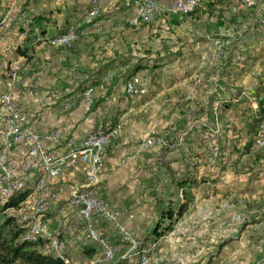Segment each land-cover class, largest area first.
<instances>
[{
    "label": "crops",
    "instance_id": "crops-1",
    "mask_svg": "<svg viewBox=\"0 0 264 264\" xmlns=\"http://www.w3.org/2000/svg\"><path fill=\"white\" fill-rule=\"evenodd\" d=\"M133 6L134 0H102L95 19L98 32L87 21L90 0H0V20L10 8L35 9L30 26H0V62L8 67L19 64L23 74L13 88L18 106L36 120L40 132L61 130L62 140L50 145L57 153L66 150L67 141L81 144L87 130L126 124L133 109L125 84L132 73L149 80L147 93L134 108L137 111L163 104L175 110L191 106L174 122L175 148H155L159 150L152 159L154 176L150 181L139 173L148 166L144 161L148 153L137 155L138 145L133 146L126 134L113 142L101 183L93 186L101 198L120 209L121 220L133 236L145 237L158 220L154 195L161 189L167 163L177 176L187 173L196 180L179 191L184 197L176 200L178 206L189 200L205 205L208 201L203 193L209 187L244 185L249 202L264 199V153L258 156L254 150L264 94V20L222 22V7L202 2L185 19L162 17L151 26H132ZM71 25L77 26V48L51 47L49 39ZM128 34L136 35L133 43ZM218 43L224 44L223 50L218 49ZM6 79L7 74H1V86ZM33 80L34 91L30 89ZM90 86L95 89V101L88 110L83 93ZM68 103L72 108H66ZM198 124L200 133L194 128ZM87 170V165L78 164L54 180L59 198L45 215L66 240L72 264L99 252L68 206L71 188L85 184ZM140 198L146 206H137ZM32 199L26 200L28 205ZM243 218L246 221L237 225L232 243L222 244L214 256L193 264H264V245L259 241L264 238V219ZM101 228L110 242H121L111 225L104 222ZM170 234L156 239L153 251L160 252ZM151 240L142 248L148 249ZM87 248L93 250L87 253ZM126 258L125 263L132 260Z\"/></svg>",
    "mask_w": 264,
    "mask_h": 264
},
{
    "label": "built area",
    "instance_id": "built-area-1",
    "mask_svg": "<svg viewBox=\"0 0 264 264\" xmlns=\"http://www.w3.org/2000/svg\"><path fill=\"white\" fill-rule=\"evenodd\" d=\"M200 1L170 0L167 8L175 13L189 14ZM255 2L256 0H245V3L251 5ZM90 3L91 8L87 15L89 22L92 23L100 14L102 0H90ZM133 7L135 18L149 21L154 14L163 9V4L159 0H134ZM34 11L35 9L31 7L21 10L10 8L0 20V26L7 28L13 25L30 26ZM76 37L77 26L71 25L65 32L53 36L50 43L71 46ZM223 47V43H218L219 50H223ZM4 73L7 74V79L4 86L0 85V202L7 201L16 192L25 189L27 180L34 178L33 189L26 199L33 198V207L31 213L23 217L26 226L25 239L33 242L46 239L48 249L53 254L65 264H72V260L66 254V240L49 227L43 216L59 198L54 180L64 171L84 164L88 166L86 182L81 187L71 188L68 206L83 223L85 237L101 248L106 261H112L121 251L122 243H126L131 246L130 255L138 257V264H151L152 252L157 242L154 241L148 249H143L142 242L134 237L122 222L120 209L101 198L93 188L100 182L105 170L106 149L119 132L120 125L108 130L101 127L87 130L81 144L67 141L65 151L54 152L50 145L58 144L62 140L61 130L56 128L45 133L40 132L36 120L15 101L13 88L22 81L20 65L13 64L8 67L5 62H0V76ZM109 76L112 78L114 73ZM148 84L146 76L134 74L126 81V93L135 99L147 93ZM35 85L32 81L30 89ZM94 94L95 89L92 86L86 88L83 93L84 105L88 110L93 106ZM260 101L262 114L254 141L255 151L264 150V94ZM72 105L68 103L66 108L70 109ZM165 144V139L154 133L139 143L137 155L161 148ZM169 146L175 147L171 142ZM15 153L19 154L17 160L14 157ZM104 222L112 225L121 242H110L104 236L100 230Z\"/></svg>",
    "mask_w": 264,
    "mask_h": 264
},
{
    "label": "rangeland",
    "instance_id": "rangeland-1",
    "mask_svg": "<svg viewBox=\"0 0 264 264\" xmlns=\"http://www.w3.org/2000/svg\"><path fill=\"white\" fill-rule=\"evenodd\" d=\"M160 1V0H159ZM163 9L160 12L154 14L151 20H144L142 18H135L136 15L134 14L133 17L129 20V24L132 26H139V25H146L151 26L156 21L164 17L166 20H174L180 18H187L190 17L201 5L202 2L208 4L209 6L216 7L221 6V21L227 22L230 24H234L237 21L239 22H259L260 20H264V0H256L254 5L245 3V0H201L200 3L196 6V8L189 14L184 13H175L171 9L167 8V3H163ZM19 9V8H18ZM234 9V10H233ZM240 9V10H239ZM7 12V11H6ZM216 13L213 14V16ZM212 16V17H213ZM87 21L89 22L88 15ZM178 17V18H177ZM98 18V17H97ZM94 20L92 24H94L93 28L95 31H100L98 24L95 23ZM90 23V22H89ZM133 36L128 34V40L132 42ZM52 38V37H51ZM50 38V39H51ZM49 45L54 48H60L67 51H73L77 48L79 43V34L77 31V37L74 40L71 46L68 45H56L50 43ZM155 42V41H154ZM138 46H135L137 49ZM150 47V46H149ZM152 52L151 49H149ZM23 74L21 73V77ZM33 82H36L33 80ZM34 88H31L34 91ZM146 94V93H145ZM144 95V94H143ZM142 95V96H143ZM127 99L129 100L130 107L132 112L126 117V124L120 123V130L119 132L113 137L111 143L106 149L105 153V167H106V157L109 154L111 146L113 142H119L122 139V136L126 135L133 141V146L139 145L145 137L151 136L154 133L162 136L165 139V146L159 148L160 150H170L174 149L171 148L170 142L176 146L175 138L173 137V131L176 127L175 121L180 117V115L188 112L190 107L183 106L178 109H171L170 105H162L158 107H147L146 109L136 110L134 109L137 106L140 98L139 96L135 99L131 98L127 94ZM196 97H200V94H197ZM180 98V96L176 97ZM173 99V98H172ZM95 101V97H94ZM164 101V100H163ZM94 104V103H93ZM136 104V105H135ZM166 104V103H165ZM177 116V117H176ZM102 128V127H101ZM196 130L197 133H200V125L198 124ZM195 130V129H194ZM125 133V134H124ZM123 134V135H122ZM117 140V141H116ZM159 149H153L148 152L147 156L144 157V161L146 160L147 167L144 171L140 174L144 173V176L147 178V181H150L153 178L154 174V165H153V157L155 153ZM144 153V154H145ZM264 150L255 151L256 155H262ZM126 154H123L125 156ZM165 165V163H164ZM163 165V166H164ZM166 167V166H165ZM104 174V172H103ZM140 180V177H139ZM34 181V178L27 180V186H30L31 183ZM101 182H99L100 184ZM243 183V182H242ZM241 183V184H242ZM248 190L244 185H240V188H232L226 186L225 188H216V187H209L204 193L203 196L207 199V203L205 205L196 204L194 200H189L187 203L183 204V213L180 216H175L173 221V227L170 231L166 234H170L168 240L162 245V250L160 252L153 251L152 252V260L151 264H193L199 259L201 260L204 257H212L217 253V248L222 246V244L232 243L235 240V234H238L237 225L241 223V225L246 221V216L256 217L258 219H264V199L262 198L258 202H249L248 201V194H246ZM150 197V196H149ZM184 195L178 193L176 195L175 200H180L183 198ZM146 199V198H145ZM141 204L137 203V206H146L145 200L141 199ZM31 202L29 205L23 203L19 208H11L4 212V214L8 216H14L18 219L19 223L25 225V221L23 217L26 214L31 213V208L33 207V199L30 200ZM27 204V205H25ZM49 211V210H48ZM44 214V219L45 215ZM2 217V215H1ZM48 222L49 227L52 228L51 223ZM110 226L109 223H107ZM112 227V225H111ZM113 228V227H112ZM114 229V228H113ZM100 230L103 232L101 226ZM115 231V229H114ZM56 232V231H55ZM116 232V231H115ZM117 233V232H116ZM136 237L139 241L142 242L141 247L144 246L143 244V237ZM152 241V240H151ZM156 241L153 239L152 242ZM259 241L262 245H264V238H259ZM152 242H150L152 244ZM157 242V241H156ZM150 244V245H151ZM47 246H45L46 249ZM95 250H99L98 253L95 254L89 260H81L80 263L77 264H136L138 263V257L135 255H130L131 246L126 243H122L121 251L116 255V257L112 261H106L103 257V253L100 247L95 245ZM156 250V249H154ZM231 253H229L230 255ZM123 257V258H121ZM125 257V258H124ZM131 258L132 260L128 263H125L127 258ZM21 264V263H16Z\"/></svg>",
    "mask_w": 264,
    "mask_h": 264
},
{
    "label": "trees",
    "instance_id": "trees-1",
    "mask_svg": "<svg viewBox=\"0 0 264 264\" xmlns=\"http://www.w3.org/2000/svg\"><path fill=\"white\" fill-rule=\"evenodd\" d=\"M195 181L187 173L177 176L174 169L167 163L163 172L161 189L154 195V208L158 220L154 228L143 237V244L151 239L161 238L172 229L174 217L183 213V205L178 206L175 197L180 190L191 187ZM31 191L32 188L26 186L7 201L0 202V264H65L62 259L45 248L46 241L43 238L36 242L26 240V226L19 223L14 216L4 214L8 209L19 208ZM91 250L93 248L86 252L90 253Z\"/></svg>",
    "mask_w": 264,
    "mask_h": 264
}]
</instances>
